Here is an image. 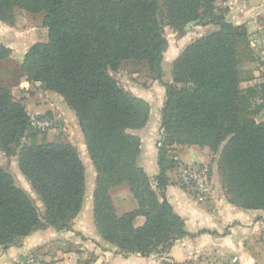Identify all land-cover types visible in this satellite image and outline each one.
<instances>
[{
	"label": "trees",
	"instance_id": "obj_1",
	"mask_svg": "<svg viewBox=\"0 0 264 264\" xmlns=\"http://www.w3.org/2000/svg\"><path fill=\"white\" fill-rule=\"evenodd\" d=\"M217 1L0 0V21L10 27L17 25L19 11L42 15L46 39L29 49L21 69L28 81L62 96L75 113L97 173L95 225L116 254L163 255L189 236L166 195L178 165L170 156L176 146L221 151L218 167L228 201L264 210V121L257 120L264 108V82L242 86V58L253 56L243 28L215 20L220 29L192 42L174 62L173 82H164L165 27L209 20ZM12 53L0 41V64ZM128 61L146 63L166 89L155 177L140 165L141 138L129 133L148 124L150 106L111 76ZM47 134L31 127L24 101L0 86V151L18 159L20 173L43 207L0 165L4 249L40 230L72 231L84 211L89 173L79 148L67 139L49 142ZM120 186L137 204L123 214L111 193ZM139 216L146 222L136 227Z\"/></svg>",
	"mask_w": 264,
	"mask_h": 264
},
{
	"label": "crops",
	"instance_id": "obj_2",
	"mask_svg": "<svg viewBox=\"0 0 264 264\" xmlns=\"http://www.w3.org/2000/svg\"><path fill=\"white\" fill-rule=\"evenodd\" d=\"M34 30V28H30L26 32L24 30L20 31L0 21V41L12 49V60L23 61L33 45L45 41L41 39V34L39 32L36 33ZM32 86L33 83L28 81L26 76L22 78L18 86L20 96H17V99L24 101L29 114L45 115L48 113L61 121H66L68 124L66 131L55 130L48 133V141H61L56 138L59 134L65 133L67 140L81 149L84 155H88L86 140L80 126L77 127V131L70 128V121L68 120L78 123V119L67 105L65 99L54 92L46 90L43 92L38 88L37 90H32ZM164 101L160 107H153L150 104V119L147 126L156 120L161 123V111ZM75 133L78 134V138L73 137ZM135 135H138L142 141L141 167L150 177L157 176L159 174L158 135L146 138L139 134ZM42 137H38L39 142H41ZM176 148L174 159L183 166H200L210 163L213 170H219L218 163L221 151L216 154V161L213 162L211 151L208 148L198 146H177ZM16 165L18 167V159L14 158V166L16 167ZM90 167L92 172L89 171L91 174L84 208L85 212L83 216H80L81 218L84 217L83 223L80 222L77 225L78 227L74 225L72 231H57L54 228L40 230L26 239H20L24 241L20 246H11L9 249L0 247L2 255L0 264L18 263L21 256H26L29 252L54 242H58L61 245L74 244L79 246L78 250L82 252L77 255L69 251L59 250L58 254L61 256L60 260L63 264H72L74 261L78 263V258L87 256L89 252L91 254L94 253V261L90 264H164V262L175 264L262 263L264 257V210H246L232 205L223 191L222 184L217 182L215 186L212 183L211 190L207 193L208 195H198L189 189H185L180 183L172 181L166 195L175 213L184 220L185 229L189 236L178 240L168 253L149 257H143L139 254L124 257L116 254L118 252L117 248L103 240L95 225L94 191L97 173L92 162ZM23 179L25 180L24 176ZM27 186L31 188L29 182ZM111 193L113 196V190ZM127 200L130 203V207L119 213L120 203L114 199L119 214L130 212L137 208L133 196ZM145 222L146 219L139 216L135 220V226L141 227Z\"/></svg>",
	"mask_w": 264,
	"mask_h": 264
},
{
	"label": "rangeland",
	"instance_id": "obj_3",
	"mask_svg": "<svg viewBox=\"0 0 264 264\" xmlns=\"http://www.w3.org/2000/svg\"><path fill=\"white\" fill-rule=\"evenodd\" d=\"M215 8L216 10L212 18L209 20L206 19L200 21H192L184 24L180 28H175L174 26L165 27V36L168 40V48L165 52L163 62L165 83L173 82L174 62L177 60L178 56L192 42L217 32L220 29V24L215 20H218L220 18L224 19L226 22L242 27L243 31L248 37L250 46L253 49V56L244 54L242 58L244 78L242 86L248 87L249 85H253L255 83L264 82V0H219L215 3ZM202 12L203 11L201 10V13ZM189 24L191 25V27L187 30L186 28ZM15 28L20 31L24 30L25 32L30 28H34V31H36V33L39 32V34H41V39H43V41L45 40V30H40L43 29L42 15H31L23 11H19L17 12V25L15 26ZM22 63L23 61L17 59L12 60L10 58L5 63L0 64V86L9 88L16 100H19L17 99V96H20V94L18 93V86L22 78L24 77L21 69ZM111 76L119 83L122 88H124L134 97L139 98L148 107L150 106V104H152L153 107H160L163 103V100H165V87L161 83L154 80V77L152 76L150 69L146 63H137L133 61L124 62L119 71L111 72ZM33 86L32 90H37L38 88L43 92L45 91L44 87L39 83H33ZM257 120L259 122L264 121V114L261 113ZM68 121H70V128L77 131L79 123L72 122V120ZM160 128L161 123L156 120L155 122L149 124V126L146 125L143 129L131 130L129 131V133L139 134L140 136L145 138L150 136L155 137L158 135L160 139ZM39 137H42V135H39ZM66 137L67 136H65V133H61L57 136L56 139L64 140L66 139ZM73 137L78 138V134L75 133V136ZM15 149L17 150L18 148ZM176 150L177 148H174L172 152H170V156L174 157V155H176ZM79 151L88 167V173L89 171L92 172V168L90 167L91 161L89 160V158H87L88 155H84L81 149H79ZM215 156L216 155L211 152V159L213 162L216 161ZM14 158L16 157L7 159L5 154L0 151V165L12 172L19 180L20 184L25 188V190L35 197V193L29 186H27L28 182L26 179H23V175L20 173L17 165L16 167L14 166ZM177 163V167L171 171V179L173 182L181 184V171L187 166H183L179 162ZM200 166H207L210 169L212 175V183H214V186L216 182L218 184H222L221 171L219 172V170L216 169L213 170L212 164L210 163H205ZM90 174L91 173H89V182ZM128 191V188L125 186H120L113 189L114 199L120 203L119 213L130 207V203L127 199L132 195L130 196L128 194L130 192ZM36 200L38 201V198H36ZM38 205L40 206L41 210H43V207L41 206V203L39 201ZM84 212L85 209L80 216H83ZM43 213L44 211H42V216ZM80 216L74 222L75 227H78L77 225H79L80 222L83 223L82 220L84 219V217L81 218ZM22 243H24V241L19 240L17 241L16 246H20ZM78 248L79 246H75L71 243H67L66 245H61L58 242L49 243L37 250L29 252L26 256H21L19 262L15 264H63L60 260L61 256L58 254L59 250L69 251L71 253L80 255L82 252L78 250ZM83 252L85 253V251ZM1 256L2 255L0 251V258ZM78 259V263L74 261L72 264H90L94 261V253L91 254V252H89L87 256H82ZM261 264H264V257Z\"/></svg>",
	"mask_w": 264,
	"mask_h": 264
},
{
	"label": "built area",
	"instance_id": "obj_4",
	"mask_svg": "<svg viewBox=\"0 0 264 264\" xmlns=\"http://www.w3.org/2000/svg\"><path fill=\"white\" fill-rule=\"evenodd\" d=\"M262 113L264 114V108ZM30 125L41 133L68 129V124L64 121L36 114H30ZM181 185L198 195L209 193L212 187L210 169L207 166H187L181 171Z\"/></svg>",
	"mask_w": 264,
	"mask_h": 264
},
{
	"label": "water",
	"instance_id": "obj_5",
	"mask_svg": "<svg viewBox=\"0 0 264 264\" xmlns=\"http://www.w3.org/2000/svg\"><path fill=\"white\" fill-rule=\"evenodd\" d=\"M190 27H191V25L189 24L186 29L188 30Z\"/></svg>",
	"mask_w": 264,
	"mask_h": 264
}]
</instances>
